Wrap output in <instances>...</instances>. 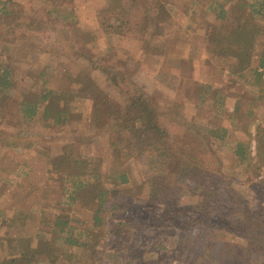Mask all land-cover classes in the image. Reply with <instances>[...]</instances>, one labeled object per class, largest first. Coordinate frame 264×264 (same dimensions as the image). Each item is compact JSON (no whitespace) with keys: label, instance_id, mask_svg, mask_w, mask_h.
<instances>
[{"label":"trees","instance_id":"obj_1","mask_svg":"<svg viewBox=\"0 0 264 264\" xmlns=\"http://www.w3.org/2000/svg\"><path fill=\"white\" fill-rule=\"evenodd\" d=\"M35 1L33 12L26 13L17 0H0V170L15 179L29 172L4 151L7 145L18 149L19 143L14 132L2 128L3 122L21 115L48 128L53 138L46 158L48 215L43 205L34 235L40 242L36 251L13 249L0 257V264H131L126 247L118 243L147 224L189 233L174 256H185V264H245L249 249L264 253V209L251 208L235 191L234 171H229L234 166L226 165L214 147L229 130L200 128L175 110L183 107L181 100L171 108L160 106L117 56L114 37L134 38L145 54H164L169 0L151 5L147 0H109L101 11L103 50H96L94 35L79 25L74 0ZM199 2H205L197 28L203 30L206 51L227 64V87L237 84L249 91L196 80L191 86L195 98L188 103L197 108L204 101L209 110L221 111L228 96L242 94L249 102L245 115L250 116L264 89V0H190V7ZM28 53L55 55L70 74L63 80L58 67L29 61ZM23 59L29 63L24 69L19 66ZM170 60L180 69L183 61L188 63L182 56ZM8 138L13 141L6 144ZM231 147L236 164L250 169L252 143L236 140ZM256 151V172L246 170V181L258 185L264 202L263 136ZM139 158L153 171L138 182L130 165ZM133 190L147 192L164 203L163 209L145 211L146 219L130 213L129 220H113L126 209L125 194ZM183 190L193 191L196 201L183 203ZM139 205L132 207L143 209ZM26 218L20 208H12L11 215L0 209V238L13 221ZM155 246L167 249L165 239ZM171 261L167 256L164 264Z\"/></svg>","mask_w":264,"mask_h":264},{"label":"rangeland","instance_id":"obj_2","mask_svg":"<svg viewBox=\"0 0 264 264\" xmlns=\"http://www.w3.org/2000/svg\"><path fill=\"white\" fill-rule=\"evenodd\" d=\"M17 1L23 4L26 13H32L37 6L35 0ZM147 1L148 5L154 4V0ZM108 3L109 0H74L72 3L79 25L94 35L96 50H103L105 47V35L101 24L104 14L101 11ZM168 4L172 7V11L169 25L164 32L167 38L164 54L157 56L145 54L140 49V43L134 38L114 37L117 56L124 62L127 74L142 85L159 102L160 106L171 108L174 101L181 100L184 102L183 107L178 105L175 110L180 114L185 113L187 119L200 125V128L222 126L229 130L225 141L215 143L214 147H217V151H219V155L226 165L234 166L233 168L230 167L229 171L230 173L234 171L232 183L235 191L247 200L251 208L260 212L264 209L263 195L258 185L246 181L248 177L246 170L249 167L236 164L232 156L231 146L236 140H247L252 143V164L249 170L255 174L254 164L259 159L256 144L260 136L264 137V89L261 100L257 102L250 116L245 115L249 109V102L242 94L228 96L221 111L209 110L204 101L200 103L199 107L193 108L190 105L192 102L190 104L188 102L195 98L191 86L196 80L223 86L230 90L237 89L238 93H242L245 89L249 91V89L237 84L227 87V64L219 58L211 57L206 51L201 40L203 30L197 28L199 27V20L203 16L200 9L205 5V2H199L195 7H192L193 11L190 7V0H169ZM207 18L213 21L212 14H209ZM184 42L186 46L183 51ZM259 47L260 45L257 43L253 52V64H257ZM181 56L183 60L188 61L185 65L183 61L182 69L173 64L176 62L170 60V58L174 59ZM25 57V59L39 65L49 64L58 67L61 70L60 77L63 80L70 74L69 68L68 70L66 67L64 69L55 55L40 53L36 57H32L31 53H28ZM25 59L19 61V66L22 69L29 67V63ZM100 81L102 84L104 83L102 77H100ZM237 107H239L238 111ZM2 128L8 132H14L17 135L16 141L19 143L18 149H13L7 145L4 151L11 154L10 156L20 165L26 164L27 167L24 169L29 172L26 176L15 179L13 173L9 174L8 171L0 170L4 177V181L0 183V209L7 210L8 215H11L12 208H20L27 214L26 220L13 221L6 227V232L0 238V257L9 254V251L13 252V249L16 252L23 248L36 251L39 246L40 242L36 240L34 235L39 226L40 210L43 205L49 203V198L44 195L49 193L51 189V178L48 175L46 158L50 154L51 143L53 142V138L49 136L48 128L36 120L25 121L21 115L3 122ZM12 141L13 139L8 138L6 144ZM130 169L133 179L138 182L143 181L153 171L144 158L134 160ZM5 179L10 183L6 182ZM131 193L125 194L126 199L123 204L126 209L122 214H116L113 220L119 221L118 219L121 217L129 220L130 213H135V215H140L142 219H146L145 211L157 212L164 207V203H159L149 197L145 191L141 194V192L136 193V190H133ZM181 193L184 197L181 199L183 203L192 204V201L197 199L191 190H183ZM193 198L194 200H192ZM137 204H141L139 206L143 209L132 207H137ZM45 207L48 215V206ZM128 222L134 223L136 221ZM143 222L148 223L149 221ZM188 234L176 229L149 228V224H147L141 230L124 235L118 246L123 243L124 248L126 247L128 252L126 257L130 259L131 264H164L167 256L172 260L171 264H185L182 261L185 256H179L180 260L174 256L177 255L176 250L180 248L181 238L188 236ZM162 239H165L167 249L159 251V246L156 247L155 245L159 244ZM109 243L108 246L110 247ZM243 243H239V245ZM113 246H117V244H113ZM229 250L230 247L227 248V253ZM245 264H264V253L249 249Z\"/></svg>","mask_w":264,"mask_h":264}]
</instances>
